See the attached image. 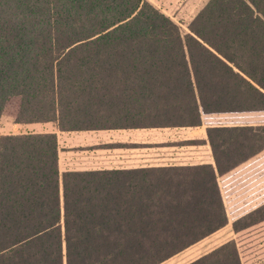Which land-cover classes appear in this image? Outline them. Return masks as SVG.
Wrapping results in <instances>:
<instances>
[{"label": "trees", "instance_id": "obj_1", "mask_svg": "<svg viewBox=\"0 0 264 264\" xmlns=\"http://www.w3.org/2000/svg\"><path fill=\"white\" fill-rule=\"evenodd\" d=\"M5 113L60 131L208 125L215 167L61 174L55 133L0 137V264H161L227 224L218 179L264 164V124H212L264 123V0H208L187 33L146 0H0ZM189 264L240 258L226 243Z\"/></svg>", "mask_w": 264, "mask_h": 264}, {"label": "crops", "instance_id": "obj_2", "mask_svg": "<svg viewBox=\"0 0 264 264\" xmlns=\"http://www.w3.org/2000/svg\"><path fill=\"white\" fill-rule=\"evenodd\" d=\"M261 124L264 123L232 122L225 123L223 126L242 127L258 126ZM208 127V125L202 124L198 127L60 131L53 125V128L45 132H53L56 134L58 145V169L62 174L65 172L129 170L196 165H210L215 167L206 134V129ZM157 129L159 131L202 129L203 132L200 137L187 138V141L184 140L185 142L182 145H186L183 148H186L187 150H185L187 152H180L179 155L186 156L179 159H171V161L175 160L177 163H167L164 162L166 158L158 157L154 160V164H150L148 163L150 157L149 150L151 148L149 146L153 143L156 144V142H150L148 131ZM159 155H162V153ZM250 162L245 165L253 164ZM248 170L250 171L246 175H251L257 171L264 172V167ZM237 173L238 170L225 176L224 183H221L220 179H218V184L227 216V224L224 226V232L227 231L224 244L234 243L238 255H240V245L237 239L241 237V235L253 230L255 238L259 239V241L264 240V181H262V179L256 181L258 178H254L247 182H241V179L246 175ZM262 248H264V243L263 245L261 242L258 244L254 243L256 252L262 253Z\"/></svg>", "mask_w": 264, "mask_h": 264}, {"label": "rangeland", "instance_id": "obj_3", "mask_svg": "<svg viewBox=\"0 0 264 264\" xmlns=\"http://www.w3.org/2000/svg\"><path fill=\"white\" fill-rule=\"evenodd\" d=\"M153 5L160 12L168 16L174 21L184 33L188 32V25L190 24L193 17L201 10V8L207 3L208 0H146ZM215 123L213 125L222 126L224 125V116L213 117ZM53 128L50 123L44 124H18L15 118L5 113L0 119V137L5 135H18L29 132H45ZM177 132V133H175ZM202 129H189L185 131H159L149 130L150 142H156L150 144L149 147V162L154 164V160L158 157H164L167 163H177V161H171L172 158L179 159L186 155H179L180 152L186 153L187 149L183 148L186 145L184 140L187 138H197L202 134ZM187 141V140H186ZM174 145V146H172ZM182 148V149H181ZM181 149V150H180ZM186 149V150H185ZM162 153V155H159ZM264 167V164L262 165ZM262 179L264 181V172L257 171L254 174L246 175L241 179V182H247L252 179ZM227 231L224 232V228L215 232L213 235L204 239L203 241L195 244L180 254H177L173 258L161 263V264H189L190 262L198 259L202 255L211 252L220 245L224 244V238L226 237ZM253 230L245 233L239 237V249H240V264H264V248L262 253L256 252L254 249V243L261 242L262 245L264 240L254 237ZM254 237V239H253Z\"/></svg>", "mask_w": 264, "mask_h": 264}]
</instances>
